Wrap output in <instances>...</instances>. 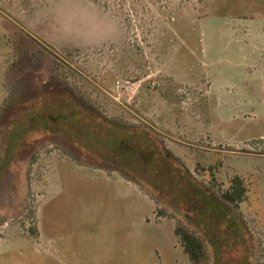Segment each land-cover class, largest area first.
<instances>
[{
  "label": "rangeland",
  "instance_id": "1",
  "mask_svg": "<svg viewBox=\"0 0 264 264\" xmlns=\"http://www.w3.org/2000/svg\"><path fill=\"white\" fill-rule=\"evenodd\" d=\"M177 228L264 264V0H0V264H193Z\"/></svg>",
  "mask_w": 264,
  "mask_h": 264
},
{
  "label": "trees",
  "instance_id": "2",
  "mask_svg": "<svg viewBox=\"0 0 264 264\" xmlns=\"http://www.w3.org/2000/svg\"><path fill=\"white\" fill-rule=\"evenodd\" d=\"M247 193V189L241 177L236 176L231 180L228 190L223 194L225 201L234 204L241 202ZM175 234L179 236L184 252L193 264H198L203 254L202 244L187 231L177 228Z\"/></svg>",
  "mask_w": 264,
  "mask_h": 264
}]
</instances>
